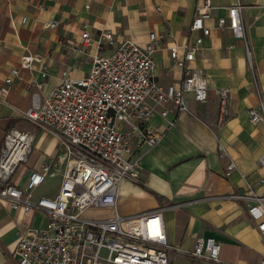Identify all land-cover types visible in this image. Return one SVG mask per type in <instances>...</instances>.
<instances>
[{"label":"crops","instance_id":"obj_1","mask_svg":"<svg viewBox=\"0 0 264 264\" xmlns=\"http://www.w3.org/2000/svg\"><path fill=\"white\" fill-rule=\"evenodd\" d=\"M245 8L242 19L245 39L236 38L228 28H215L219 17H227V8L237 0H212L215 16L205 22L211 27L204 37L200 53L191 67L210 84L209 98L198 102L187 98L191 112L173 111L167 118L155 115L148 126L163 133L155 147L136 145L141 158L139 182L124 181L112 216H135L159 208L165 209V222L172 245L171 264H261L264 259V234L250 218L251 201L237 200L232 194L248 193L246 180L255 192L264 193V124H253L250 111L264 99V0H240ZM203 0H0V89L21 57L29 52L47 56L49 77L43 94H49L60 82L63 71L72 76L86 75L94 54L93 43L85 48L84 30L93 37L111 31L114 46L105 45L101 54L111 55L126 40L144 45L154 32L161 37L155 55L156 77L164 87L179 86L183 72L170 56L169 47L183 46L202 36L191 31L196 8ZM26 20L23 22V18ZM56 20L55 29L42 28V22ZM253 71L249 66L247 51ZM37 71L21 70L10 85L6 101L0 97V150L11 129L34 136L31 151L21 162L12 181L21 187L33 170L50 166L43 184L35 191L55 197L66 171L65 139L31 123L23 112L32 105L34 87L27 84ZM258 84L259 93L255 88ZM218 90H228L226 114L221 112ZM264 101V100H263ZM173 125L169 126V121ZM228 148L238 170L226 176V160L218 152V139ZM56 187L55 190L51 188ZM49 216L40 210L29 212L12 208L9 199L0 197V264H18L15 248L19 234L33 227H46ZM197 237H213L222 243L221 263H211L190 255Z\"/></svg>","mask_w":264,"mask_h":264},{"label":"built area","instance_id":"obj_2","mask_svg":"<svg viewBox=\"0 0 264 264\" xmlns=\"http://www.w3.org/2000/svg\"><path fill=\"white\" fill-rule=\"evenodd\" d=\"M244 8L237 0L227 8V17L217 19L215 28H228L236 38L245 39ZM216 10L212 0H203L191 26V31H201L203 35L183 46L169 47L171 58L183 72L179 86L164 87L157 80L155 55L162 36L154 32L144 45L129 39L105 56L101 51L105 45L114 46L113 33L103 31L93 37L89 29L84 30L83 46L88 48L95 43L99 50L92 58L89 72L75 78L71 71H63L59 84L47 95L42 93L50 75L47 56L28 51L21 57L20 67L11 69L0 89L3 101L21 70L37 71L40 78L33 77L27 84L35 90L32 105L23 117L68 143L65 154H59L60 159L66 160L59 193L34 201L35 191L44 183L50 166L45 164L40 170H33L24 187L16 185L12 177L31 151L34 136L16 129L5 135L0 150V197L9 199L15 210L37 209L49 216L46 227H33L19 234L15 248L18 264H171L172 245L164 208L129 217L117 214L94 219L84 215L91 209L115 208L122 183L140 181L141 158L136 155V146L155 147L163 138V133L148 126L155 115L167 118L174 110L191 112L188 94H193L198 102L208 100L210 84L191 63L200 53L204 37L211 33L212 28L205 22L215 16ZM59 24L48 20L42 22V28L55 29ZM217 94L221 112L226 114L228 90H218ZM250 118L253 124H264L263 100L250 111ZM119 122L123 123L122 128H118ZM173 123L169 121V126ZM25 136L30 137L31 143L22 154L19 150ZM217 139L219 155L226 160L225 175L230 176L238 170V164ZM259 161L264 165V156ZM261 183L264 187V179ZM246 187L248 193L231 197L251 201L248 214L264 234V193L255 192L247 180ZM221 251L222 243L215 238L197 237L190 255L221 263Z\"/></svg>","mask_w":264,"mask_h":264},{"label":"rangeland","instance_id":"obj_3","mask_svg":"<svg viewBox=\"0 0 264 264\" xmlns=\"http://www.w3.org/2000/svg\"><path fill=\"white\" fill-rule=\"evenodd\" d=\"M247 56H248V51H247ZM248 60H249V66H250V69H251V71H253V69H252V63H251V60H250V58H249V56H248ZM255 88H256V90H257V92L259 93V95H260V92H259V88H258V84L255 82ZM264 100V99H263ZM122 126H123V123L122 122H119L118 123V128H122ZM45 184H43L42 185V189H43V186H44ZM52 190H55L56 189V187H53L52 186V188H51ZM112 208H98V209H91L88 213H86L85 215H84V217H86V218H94V219H101V218H107V217H111L112 216Z\"/></svg>","mask_w":264,"mask_h":264},{"label":"bare ground","instance_id":"obj_4","mask_svg":"<svg viewBox=\"0 0 264 264\" xmlns=\"http://www.w3.org/2000/svg\"><path fill=\"white\" fill-rule=\"evenodd\" d=\"M21 135H23V134H21ZM24 139H25V141L23 142V144L21 145V149L19 150L20 152H22V154H24L29 149V145L31 143L29 136L28 137L25 136Z\"/></svg>","mask_w":264,"mask_h":264}]
</instances>
